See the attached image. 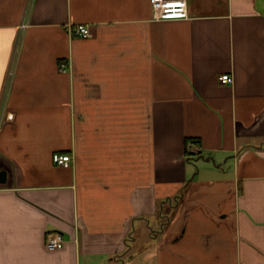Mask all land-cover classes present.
Instances as JSON below:
<instances>
[{
	"label": "crops",
	"instance_id": "crops-1",
	"mask_svg": "<svg viewBox=\"0 0 264 264\" xmlns=\"http://www.w3.org/2000/svg\"><path fill=\"white\" fill-rule=\"evenodd\" d=\"M185 1L0 0V264H264V0Z\"/></svg>",
	"mask_w": 264,
	"mask_h": 264
},
{
	"label": "built area",
	"instance_id": "built-area-1",
	"mask_svg": "<svg viewBox=\"0 0 264 264\" xmlns=\"http://www.w3.org/2000/svg\"><path fill=\"white\" fill-rule=\"evenodd\" d=\"M154 15L157 19H180L187 17V5L185 0H150ZM74 32L78 36H88V28L85 24H76ZM232 74L223 73L218 76L220 84L232 83ZM52 160L57 165L69 166L72 160L70 154L53 153ZM64 240L59 232L50 231L46 234L45 245L47 249L61 248Z\"/></svg>",
	"mask_w": 264,
	"mask_h": 264
},
{
	"label": "water",
	"instance_id": "water-1",
	"mask_svg": "<svg viewBox=\"0 0 264 264\" xmlns=\"http://www.w3.org/2000/svg\"><path fill=\"white\" fill-rule=\"evenodd\" d=\"M6 177V171L0 170V182H4Z\"/></svg>",
	"mask_w": 264,
	"mask_h": 264
},
{
	"label": "rangeland",
	"instance_id": "rangeland-1",
	"mask_svg": "<svg viewBox=\"0 0 264 264\" xmlns=\"http://www.w3.org/2000/svg\"><path fill=\"white\" fill-rule=\"evenodd\" d=\"M157 230L159 229V226H158V228H156Z\"/></svg>",
	"mask_w": 264,
	"mask_h": 264
},
{
	"label": "trees",
	"instance_id": "trees-1",
	"mask_svg": "<svg viewBox=\"0 0 264 264\" xmlns=\"http://www.w3.org/2000/svg\"><path fill=\"white\" fill-rule=\"evenodd\" d=\"M187 141V140H186Z\"/></svg>",
	"mask_w": 264,
	"mask_h": 264
}]
</instances>
